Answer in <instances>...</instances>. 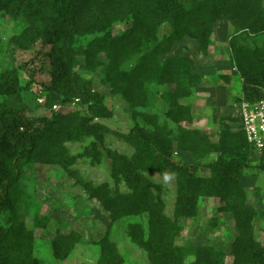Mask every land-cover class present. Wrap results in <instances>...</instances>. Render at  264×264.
<instances>
[{"label":"trees","instance_id":"16d2710c","mask_svg":"<svg viewBox=\"0 0 264 264\" xmlns=\"http://www.w3.org/2000/svg\"><path fill=\"white\" fill-rule=\"evenodd\" d=\"M233 1L200 0L187 8L179 0H0V13L25 20L20 33L9 42L11 64L0 72V220L4 213H11L7 223L0 221V264H46L33 255L34 231L26 226L20 211L25 203L22 181L26 165L38 162L69 168L76 156L65 143L91 134L93 125L102 126L90 123V119L111 115L103 92L94 89L90 78L75 72L78 56L93 65L103 54L107 59L103 64L105 81L112 92L120 93L132 105L150 107L156 101L146 82L173 84L174 88L159 94L169 103V117L179 123L187 114L180 99L190 93L198 78L191 71V58L169 53L173 43L191 36L205 51L213 20L226 11L240 9L238 5L258 14V20L246 24L248 33L264 35L262 0ZM118 19L128 21V26L113 34L110 27ZM163 23L170 32L157 39V29ZM82 37L88 38L85 43L79 42ZM232 50L242 99L264 97V45H238L233 38ZM21 71L26 72L24 82ZM32 86L37 96L45 97L44 104L35 101L33 107L28 106L25 93ZM75 100L86 115L78 110L61 113L50 107L54 101ZM142 118L151 127L135 123L118 132L133 148L131 155L107 150L115 187L105 181L94 184L84 180L77 170H71V175L103 205L111 221L125 215H147L146 236L137 222L128 224L127 232L146 252L149 264H183L188 248L194 254L192 264H213L223 256L221 250L209 245L186 248L175 243L182 227L177 219L194 216L202 196L218 197L234 218V260L224 264H264V242L256 239L253 228L256 212L247 202L241 183L254 148L240 122L237 130L226 128L213 142L199 130L180 125L175 138H170L156 114L143 112ZM173 140L178 148L198 156L217 152V157L207 163L209 174L201 176L196 165L177 161L171 154ZM148 170L174 178V218L165 214L163 200L143 175ZM120 181L128 190L118 188ZM45 219L34 216V227H43ZM80 241L81 235L75 230L56 232L52 239L55 257L65 258ZM95 243L100 248L96 264H123L124 257L110 238V226Z\"/></svg>","mask_w":264,"mask_h":264},{"label":"rangeland","instance_id":"374dc122","mask_svg":"<svg viewBox=\"0 0 264 264\" xmlns=\"http://www.w3.org/2000/svg\"><path fill=\"white\" fill-rule=\"evenodd\" d=\"M179 1L185 7L192 8L200 0ZM235 2L233 1V5ZM238 7L240 9L226 11L213 20L210 43L205 51L199 47L197 39L191 36H184L171 46L169 53L185 55L193 60L191 71L198 78L191 86L190 93L180 99V103L187 108V114L179 123L169 117V103L159 94L174 88L173 84L146 82V87L155 93L156 101L150 107L132 105L120 93L112 92L109 82L105 81L103 64L107 59L103 54L99 56L98 63L93 65L85 64L83 56H78V62L74 66L75 72L90 78L94 89L103 92L104 103L111 115L107 118L90 119V123L102 126L93 125L91 134L65 143L69 152L76 156L74 164L69 168L38 162L26 165L22 181L25 203L21 205L20 211L26 226L34 231L35 257L46 264H96L100 248L95 241L110 226V238L123 255V264H149L146 252L131 240L127 232L128 224L137 222L142 225L146 236L147 215L145 213L125 215L111 221L108 211L97 199L89 196L70 171L77 170L82 179L90 180L94 184L105 181L115 187L107 150L132 154L133 148L122 141L118 132L127 131L135 123L151 127L143 120V112L156 114L158 124L170 138H175L178 134V125L197 129L213 142L218 140L224 129L237 130L239 104L243 96L241 78L234 67L232 40L234 38L238 45L247 47L264 45V35L249 34L246 27L247 23L258 20L256 11H250L246 5ZM24 25L23 18L12 19L0 13V72L10 66L9 42L20 33ZM127 26L128 21L118 19L110 28L113 34H118ZM169 32V26L163 23L157 29L156 38L161 39ZM87 39L82 37L79 42L85 43ZM133 61L134 59L131 60ZM26 78V72L21 71L20 80L24 82ZM35 90L36 87L32 86L31 90L25 93V101L30 107H33L35 101L45 103V97L37 96ZM50 107L61 113L78 110L82 115H86L85 109L77 100L67 103L54 101ZM171 154L179 162L196 165L201 176L209 174L207 163L217 157V152L198 156L191 151L180 149L175 140ZM248 162L249 167L245 169L242 177V190L247 202L253 205L256 212L253 220L255 237L264 242V151L253 149ZM142 173L163 200L165 214L174 218L173 207L176 197L174 178L164 177L153 170ZM117 186L121 191L128 190L123 181L118 182ZM10 214L4 213L0 221L7 223ZM36 215L47 217L45 225L41 228L34 227ZM177 220L182 226L175 237L177 245L188 248L189 245L205 244L221 250L223 256L216 259L213 264L230 263L234 260L231 252V243L237 234L234 218L230 211L224 209L223 202L218 197H199L196 214ZM71 230L80 233L81 241L74 245L65 258L55 257L52 248L53 237L58 231L67 233ZM193 261L194 254L188 248L183 264H192Z\"/></svg>","mask_w":264,"mask_h":264},{"label":"built area","instance_id":"2783aa9c","mask_svg":"<svg viewBox=\"0 0 264 264\" xmlns=\"http://www.w3.org/2000/svg\"><path fill=\"white\" fill-rule=\"evenodd\" d=\"M262 5L264 8V0ZM239 122L249 145L264 151V97L253 101L241 99Z\"/></svg>","mask_w":264,"mask_h":264}]
</instances>
